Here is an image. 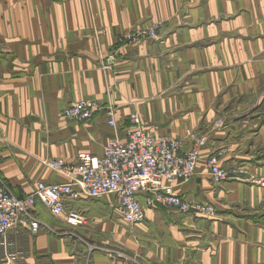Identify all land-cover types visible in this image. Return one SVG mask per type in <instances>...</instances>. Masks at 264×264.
I'll return each mask as SVG.
<instances>
[{"label":"crops","instance_id":"1","mask_svg":"<svg viewBox=\"0 0 264 264\" xmlns=\"http://www.w3.org/2000/svg\"><path fill=\"white\" fill-rule=\"evenodd\" d=\"M154 22L163 23L157 41L119 42ZM81 101L100 105L91 121L59 117ZM132 114L155 136L180 139L192 130L207 137L196 176L175 193L211 204L217 215L145 208V221L131 227L114 197H81L69 204L87 218L75 230L79 239L58 235L71 231L64 218L38 202L46 227L38 235L10 231L0 264H126L108 250L149 264H264V188L245 179L216 183L206 168L213 150L226 149L224 167L264 175V0H0L7 189L26 197L39 182H69L43 162L102 156L111 138L126 139Z\"/></svg>","mask_w":264,"mask_h":264},{"label":"built area","instance_id":"2","mask_svg":"<svg viewBox=\"0 0 264 264\" xmlns=\"http://www.w3.org/2000/svg\"><path fill=\"white\" fill-rule=\"evenodd\" d=\"M162 22H154L146 29H134L119 39L120 43L138 44L157 41ZM112 61V59H110ZM100 105L81 101L66 107L59 117L86 123L93 119ZM130 129L126 139L111 138L102 156L79 154L75 164L65 160H46L43 164L69 178L67 183L39 182L31 195L18 197L7 189L0 179V246L6 235L19 226L38 235L46 227L36 215L40 202L54 217H63L69 231L56 232L60 236L74 235L75 230L87 225L86 216L69 208L70 203L81 197L93 200L112 196L117 200V211L129 226L143 223L145 208H166L184 216L208 218L215 214L213 206L203 202H190L175 193V185L191 181L197 174L201 150L207 146L205 135L187 130L180 139L155 136L148 133L137 114L129 118ZM108 124L116 128L114 114L109 112ZM187 147V149H186ZM226 149L213 150L206 168L216 183L239 179L242 170H230L222 165ZM140 196L145 197L144 204ZM74 232V233H73ZM88 249L98 250L86 243ZM107 255L126 264H149L136 254L130 256L121 250H108Z\"/></svg>","mask_w":264,"mask_h":264},{"label":"rangeland","instance_id":"3","mask_svg":"<svg viewBox=\"0 0 264 264\" xmlns=\"http://www.w3.org/2000/svg\"><path fill=\"white\" fill-rule=\"evenodd\" d=\"M230 170H242L243 171V174L240 175L239 179H245V181H247V182H250V183H252V184H254V185H256V186H258L260 188H264V175L251 174V173L248 172V170L246 169V167L232 168ZM214 209H215V214L212 217H208V218H213V217H215L217 215L216 208L214 207ZM260 211H262V210H260ZM259 221H260V224L264 227V217H262Z\"/></svg>","mask_w":264,"mask_h":264}]
</instances>
